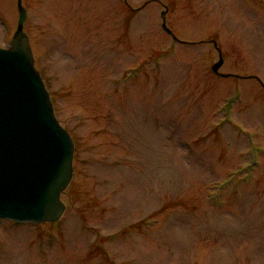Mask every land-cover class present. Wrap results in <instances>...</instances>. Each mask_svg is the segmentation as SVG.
<instances>
[{
	"label": "rangeland",
	"instance_id": "1",
	"mask_svg": "<svg viewBox=\"0 0 264 264\" xmlns=\"http://www.w3.org/2000/svg\"><path fill=\"white\" fill-rule=\"evenodd\" d=\"M123 1L22 0L74 172L57 223L0 220V264H264V0Z\"/></svg>",
	"mask_w": 264,
	"mask_h": 264
},
{
	"label": "water",
	"instance_id": "2",
	"mask_svg": "<svg viewBox=\"0 0 264 264\" xmlns=\"http://www.w3.org/2000/svg\"><path fill=\"white\" fill-rule=\"evenodd\" d=\"M17 10L12 39L0 48V220L54 223L65 212L61 195L73 177L74 143L34 66L21 0ZM162 29L172 35L165 22ZM222 65L219 53L211 70L228 77L219 73Z\"/></svg>",
	"mask_w": 264,
	"mask_h": 264
},
{
	"label": "flooded vegetation",
	"instance_id": "3",
	"mask_svg": "<svg viewBox=\"0 0 264 264\" xmlns=\"http://www.w3.org/2000/svg\"><path fill=\"white\" fill-rule=\"evenodd\" d=\"M122 1H123V0H122ZM249 1L253 2V1H256V0H249ZM119 2H120V1H119ZM123 2H124V1H123ZM118 5H119V4H118ZM120 6H122L121 3H120Z\"/></svg>",
	"mask_w": 264,
	"mask_h": 264
}]
</instances>
